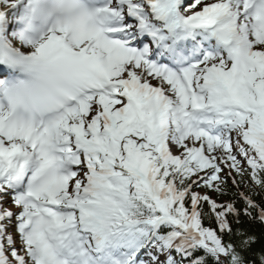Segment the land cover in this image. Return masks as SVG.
<instances>
[{
    "label": "snow or ice",
    "instance_id": "obj_1",
    "mask_svg": "<svg viewBox=\"0 0 264 264\" xmlns=\"http://www.w3.org/2000/svg\"><path fill=\"white\" fill-rule=\"evenodd\" d=\"M0 264H264V0H0Z\"/></svg>",
    "mask_w": 264,
    "mask_h": 264
},
{
    "label": "clouds",
    "instance_id": "obj_2",
    "mask_svg": "<svg viewBox=\"0 0 264 264\" xmlns=\"http://www.w3.org/2000/svg\"><path fill=\"white\" fill-rule=\"evenodd\" d=\"M12 46H13L14 48H21V44H20V42H19L18 40L12 42Z\"/></svg>",
    "mask_w": 264,
    "mask_h": 264
}]
</instances>
